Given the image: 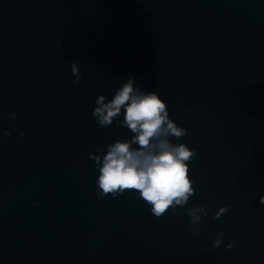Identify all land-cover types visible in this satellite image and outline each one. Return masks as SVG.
Segmentation results:
<instances>
[{
  "label": "water",
  "instance_id": "water-1",
  "mask_svg": "<svg viewBox=\"0 0 264 264\" xmlns=\"http://www.w3.org/2000/svg\"><path fill=\"white\" fill-rule=\"evenodd\" d=\"M129 77L197 151L176 215L96 196L89 155L133 134L100 128L94 101ZM262 195L264 0H0V264H264Z\"/></svg>",
  "mask_w": 264,
  "mask_h": 264
},
{
  "label": "clouds",
  "instance_id": "clouds-1",
  "mask_svg": "<svg viewBox=\"0 0 264 264\" xmlns=\"http://www.w3.org/2000/svg\"><path fill=\"white\" fill-rule=\"evenodd\" d=\"M70 67L74 82L78 84L81 74L77 64L72 62ZM94 104L91 115L100 128L111 126L115 121L118 127H126L133 134L131 139L116 138L107 145L102 157L89 155V159L94 161V169L99 172L95 180L97 198L110 196L116 199L131 191L138 193L136 198L150 206L154 217L160 218L169 211L176 215L177 207H184L195 195L188 165L197 156V151L190 150L185 144L170 142V138L186 136L187 130L169 119L168 106L156 92L146 93L141 87H134L132 77L120 84L110 100L99 95ZM121 114L122 121L119 119ZM9 116L14 119L16 114L10 112ZM3 135L9 136L11 132L5 131ZM132 145L138 147L133 148ZM102 151L101 148L96 149L97 153ZM258 202L264 205V195ZM206 208L204 205L187 210L193 226L188 231L193 236L200 234L197 226L201 224L202 217H207ZM228 211V206L220 207L213 219H220ZM223 236L224 233H220L214 239L212 248L221 245ZM234 244H228L227 249L233 248Z\"/></svg>",
  "mask_w": 264,
  "mask_h": 264
}]
</instances>
